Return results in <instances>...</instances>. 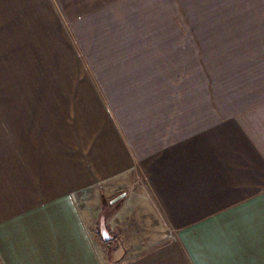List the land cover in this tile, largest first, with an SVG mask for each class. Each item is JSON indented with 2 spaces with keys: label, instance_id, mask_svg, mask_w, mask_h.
Here are the masks:
<instances>
[{
  "label": "crops",
  "instance_id": "obj_1",
  "mask_svg": "<svg viewBox=\"0 0 264 264\" xmlns=\"http://www.w3.org/2000/svg\"><path fill=\"white\" fill-rule=\"evenodd\" d=\"M142 5L0 0V264H264V104L179 108ZM99 188L125 193L104 261Z\"/></svg>",
  "mask_w": 264,
  "mask_h": 264
},
{
  "label": "rangeland",
  "instance_id": "obj_2",
  "mask_svg": "<svg viewBox=\"0 0 264 264\" xmlns=\"http://www.w3.org/2000/svg\"><path fill=\"white\" fill-rule=\"evenodd\" d=\"M142 2L144 11L155 15L153 35L147 39L160 45L163 58L166 55L171 60V66L166 69L174 75L170 91L177 86L179 108L211 109L212 113L213 108L248 109L256 107V103L263 106L264 92L259 90L264 91V84L260 88L257 80L264 78V0ZM74 46L66 23L65 75L66 89L70 92L89 89L83 83L88 72ZM166 64L163 61V66ZM228 117L229 114L225 115L224 122L232 123L233 119ZM106 193L99 188L81 201L82 208L98 210L91 211V216L95 218V235L103 248L100 253L103 261L105 247H109L113 236L108 243L103 242L100 225L103 223L111 235L108 219L123 199L112 201L115 196Z\"/></svg>",
  "mask_w": 264,
  "mask_h": 264
},
{
  "label": "water",
  "instance_id": "obj_3",
  "mask_svg": "<svg viewBox=\"0 0 264 264\" xmlns=\"http://www.w3.org/2000/svg\"><path fill=\"white\" fill-rule=\"evenodd\" d=\"M125 193L122 192L120 194H118L117 196H115L112 201L122 197ZM103 219H101L102 221ZM100 236L103 239V241H109L111 239V235L109 234V232L106 230V228L104 227L103 223H101L100 225Z\"/></svg>",
  "mask_w": 264,
  "mask_h": 264
},
{
  "label": "trees",
  "instance_id": "obj_4",
  "mask_svg": "<svg viewBox=\"0 0 264 264\" xmlns=\"http://www.w3.org/2000/svg\"><path fill=\"white\" fill-rule=\"evenodd\" d=\"M100 239L103 241V239L101 238V236H100ZM103 242H105V241H103ZM109 241H106L105 243H108Z\"/></svg>",
  "mask_w": 264,
  "mask_h": 264
}]
</instances>
